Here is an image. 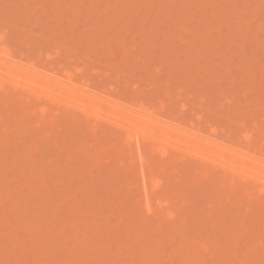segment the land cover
Here are the masks:
<instances>
[{"label": "rangeland", "instance_id": "obj_1", "mask_svg": "<svg viewBox=\"0 0 264 264\" xmlns=\"http://www.w3.org/2000/svg\"><path fill=\"white\" fill-rule=\"evenodd\" d=\"M24 1L0 0V33L5 32L3 44L11 48L15 57L24 54V62H34L35 67L52 68L59 74H63L65 68L74 70L79 67L82 72L78 81H91L94 90L111 86L108 88L111 95H122L126 101L142 99L155 109L164 102L167 117L172 115L186 123L202 117L201 125L205 131L213 125L221 131L218 138L231 135L235 145L242 144L239 141L242 131L257 137V132H252L251 119L244 127L238 125V120L231 127L223 118L235 106L236 113L249 112L257 121L263 120L264 31L261 30L264 29V0H229L232 9L224 6L228 0H28V7ZM258 4L261 14L257 15ZM232 5L235 10L240 5L237 9L238 12L241 10L245 23L239 14L235 16ZM219 7L225 8L222 13ZM227 9L230 16H227ZM244 9L251 11L243 16ZM239 21L245 24L243 30H240L243 24ZM211 31L219 37L212 35ZM241 31L244 36L238 34ZM182 33H186L185 38ZM170 35L178 37L174 39ZM196 35L201 39L199 42ZM169 37L174 42H169ZM227 37L230 40L227 41ZM208 38L211 42L212 38L217 40L216 45L213 42L209 48ZM185 42H191L196 51L192 44ZM219 47L221 51H217ZM56 49H61L59 56ZM225 50L229 52L224 54ZM251 65L254 66L249 68ZM204 71L209 73L205 74L209 79L204 78ZM8 86L0 90V118L3 120L0 122V264H158L159 258L162 264H264V195L259 200H256L259 196L254 195L249 207L242 200L238 204H228L226 191L202 178V169L213 171L208 166L200 167L197 160L179 159L172 153L166 159L156 154L152 156V146L146 144L145 154L154 176L160 177L159 168H163L166 175L162 177L161 190L156 195L166 193L171 210L177 216L174 221L167 222L162 213L146 215L141 203H137L140 189L135 175L138 168L135 169L134 163L133 168L130 166L132 163L125 151L127 143L122 133L111 125L98 124V138L91 131V122L85 126L79 116L73 117L59 105L48 108L63 116L55 117L53 122L56 124L40 123L41 107L37 103L34 110L38 112L31 117L32 121L28 110L32 111V106L27 105L26 109L23 102L17 101V98L24 97L23 93L14 92ZM2 90L9 91L8 95L14 92L15 98L5 97ZM43 104L45 102L39 105ZM232 113L236 114L234 109ZM22 116L27 117L26 120ZM46 133L51 138L48 142ZM261 136L264 137V126ZM105 148L109 150L107 153ZM115 152L118 155L113 156ZM103 158L110 161L112 158V161ZM119 171L130 174V182L134 184L129 183L125 174L119 177ZM170 176L169 184L167 177ZM177 181L182 183L179 185ZM149 186L151 188L147 183V191H150ZM157 196L151 198L152 206H155ZM182 196L186 198L185 207L179 204ZM210 199L212 202L209 203ZM169 233L173 235V242L167 236ZM159 238L166 240L162 248H158L156 239ZM201 242L208 246L207 256L201 255L197 246ZM154 250L158 251L154 253Z\"/></svg>", "mask_w": 264, "mask_h": 264}, {"label": "bare ground", "instance_id": "obj_2", "mask_svg": "<svg viewBox=\"0 0 264 264\" xmlns=\"http://www.w3.org/2000/svg\"><path fill=\"white\" fill-rule=\"evenodd\" d=\"M31 1V0H30ZM154 1V0H153ZM201 1V0H200ZM227 1V0H225ZM237 1V0H236ZM235 1V2H236ZM251 1V0H248ZM262 1V0H261ZM73 2V1H72ZM82 2H84L82 0ZM81 2V3H82ZM162 2V1H161ZM193 2V1H192ZM228 4H224L225 8H227L229 6V0L227 1ZM253 2V1H252ZM257 2V1H256ZM259 2V1H258ZM25 5H29V1L25 0L24 1ZM29 3V4H27ZM123 3V2H122ZM233 3V2H232ZM254 3V2H253ZM84 5V3H82ZM90 4V3H89ZM100 4V3H99ZM115 4V3H114ZM188 4V3H187ZM231 4V2H230ZM238 4V3H237ZM74 5V4H73ZM87 5V4H86ZM118 5V4H116ZM115 5V7H116ZM234 5V4H233ZM232 5V6H233ZM260 5H263L260 4ZM80 6V5H79ZM235 6V5H234ZM233 6V7H234ZM247 6H249L247 4ZM259 6V4H258ZM264 6V5H263ZM28 7V6H27ZM73 7V6H72ZM119 7V5L117 6ZM116 7V8H117ZM133 7V6H132ZM140 7V6H139ZM198 7V6H197ZM230 7V6H229ZM238 6H236V10L235 7L233 9V12L236 14H239V16L241 17L242 20H244L245 23V19H243V17L241 16V10L238 12L237 9ZM242 7V6H241ZM244 7V6H243ZM256 7V6H255ZM80 8V7H79ZM92 8V7H91ZM102 8V7H101ZM186 8V7H185ZM217 8V7H216ZM221 9V7H219ZM223 8V9H225ZM240 8V5L239 7ZM248 8V7H247ZM257 15L261 14V12H259V9L261 8L260 6L257 7ZM71 9V8H70ZM166 9V8H165ZM194 9V8H193ZM206 9V8H205ZM220 10V12L222 13V10ZM229 9H232L231 7ZM229 9H227L228 14L225 12V14H227V16L230 14L229 13ZM81 10V9H79ZM129 10V9H128ZM204 10V7H203ZM216 10V9H215ZM235 10V11H234ZM246 9H244L243 11H245ZM249 10V9H248ZM262 10V9H261ZM55 11V10H54ZM100 11V10H99ZM116 11V10H115ZM119 11V10H118ZM124 11V9L122 10ZM206 11V10H205ZM226 11V10H224ZM242 11V15L244 16L245 14H248L247 10L245 11V13ZM254 11V10H253ZM65 12V11H63ZM90 12V11H89ZM105 12V11H104ZM117 12V11H116ZM128 12V11H127ZM126 12V13H127ZM175 12V11H174ZM217 16L219 13H217L218 11H215ZM232 12V10H231ZM264 12V11H263ZM262 12V14H263ZM54 13V12H53ZM83 13V12H82ZM136 13V12H135ZM141 13V12H140ZM233 13V14H234ZM251 13V12H250ZM255 13V11H254ZM5 14V13H4ZM3 14V15H4ZM78 14V13H77ZM128 14V13H127ZM191 14V13H190ZM232 14V15H233ZM2 15V16H3ZM132 15V14H131ZM213 15V14H212ZM222 15V14H220ZM231 15V14H230ZM229 15V16H230ZM7 16V15H6ZM4 16V17H6ZM186 16V15H185ZM226 16V17H227ZM246 16V15H245ZM256 16V15H254ZM264 16V14H263ZM262 16V19H263ZM95 17V16H94ZM103 17V16H102ZM114 17V16H112ZM187 17V16H186ZM216 17V16H215ZM219 17V16H218ZM223 17V16H222ZM225 17V16H224ZM233 17V16H231ZM91 18V17H90ZM100 18V17H99ZM107 18V17H106ZM115 18V17H114ZM113 18V19H114ZM134 18V17H133ZM205 18V17H204ZM220 18V17H219ZM237 18V17H235ZM259 18V17H258ZM261 18V17H260ZM259 18V19H260ZM102 19V18H101ZM185 19V18H184ZM223 19V18H222ZM260 19V20H262ZM3 20V19H2ZM92 20V19H91ZM109 20V19H108ZM132 20V19H131ZM220 21V19H218ZM143 21V20H142ZM172 21V20H171ZM177 21L179 22V18L177 19ZM177 21H174L176 24ZM203 21V20H202ZM216 21V20H215ZM218 21V22H219ZM135 22V21H134ZM146 22V21H144ZM212 22V21H211ZM222 22V21H220ZM240 22V21H239ZM97 23V22H96ZM99 23H101L99 21ZM117 23V22H116ZM115 23V24H116ZM126 23V22H125ZM156 23V22H154ZM217 23V21H216ZM215 23V24H216ZM242 23V22H240ZM98 24V23H97ZM114 24V25H115ZM119 24V23H118ZM173 24V25H174ZM214 24V25H215ZM219 24V23H218ZM223 24V23H222ZM243 24V23H242ZM99 25V24H98ZM135 25V24H134ZM202 25V24H199ZM224 25V24H223ZM245 24H243V28L240 30L244 29ZM264 25V24H263ZM262 25V26H263ZM100 26V25H99ZM138 26V25H137ZM179 25H177L178 27ZM187 26V25H186ZM208 26V25H206ZM240 26V25H239ZM55 27V26H54ZM146 27V26H145ZM198 27V25H197ZM218 27V26H217ZM241 27V26H240ZM261 27V25H260ZM96 28V27H95ZM93 29L96 31V29ZM107 28V27H106ZM216 28V27H214ZM264 28V27H263ZM84 29V28H83ZM97 29H99V27L97 26ZM175 29V27H174ZM222 29V28H221ZM224 29V28H223ZM238 28H236L237 31ZM245 29H249V28H245ZM256 29V28H255ZM258 29V27H257ZM262 29V27H261ZM104 30V29H103ZM139 30V29H138ZM180 30V29H179ZM259 30V29H258ZM257 30V32H259ZM102 31V30H101ZM140 31V30H139ZM159 31V30H158ZM171 31V30H170ZM218 31V29L216 30ZM239 31V30H238ZM245 31V30H244ZM250 31V29H249ZM256 31V30H255ZM263 30H261V32H263ZM106 32V31H105ZM113 32V31H112ZM118 32V31H117ZM210 32V31H209ZM212 32V31H211ZM214 32V31H213ZM211 33L212 35L214 33ZM222 32V31H221ZM247 32V31H246ZM256 32V34H258ZM260 32V34H261ZM132 33V32H130ZM129 33V35H130ZM146 33V31L144 32ZM148 34H152L150 32H147ZM157 33V32H156ZM180 33V31H179ZM177 32V34H179ZM208 33V32H207ZM217 33V32H215ZM220 33V32H219ZM237 33V32H236ZM240 33H243L242 31L239 32L238 34L240 35ZM87 34V33H85ZM143 34V33H142ZM161 34H163L161 32ZM167 34V33H166ZM210 34V35H211ZM223 35V32L221 33ZM229 34V33H227ZM226 34V35H227ZM159 35V34H158ZM181 35V33L179 34ZM186 33H182L183 38H185ZM195 35V34H194ZM209 35V36H210ZM216 35V34H214ZM244 36V33L242 34ZM264 35V34H263ZM4 36H5V32L0 33V90L2 88H4L5 85H9L11 88L10 90H13L14 92H18L21 91L24 95V97H20L17 98V101L19 102H23L26 105V109H28V107L32 108V111L30 109H28L31 112L30 116V120L33 121V118L31 119V117H35V115L37 114V110H34L35 105L37 103V105L39 107H41V109L39 110V115H40V123L46 122L47 124H51L53 122V120H55L56 116H62V115H58L56 113H54L53 111H49L48 108L51 106H61L62 108H64L65 110L69 111L72 113L73 117H77L79 116L81 118V122L84 123V125L86 126V124H91V131L92 133L98 137V135L100 133L99 129H98V124H107V125H111L116 131H118L119 133H122V135L124 136L127 146L125 149V151L127 150L128 155H129V159H131V167L133 168L132 165H136L135 169H137L136 171V179L138 182V186L140 189L139 192V198L137 200V203H141V208L144 211V214L146 215H151V216H156L158 213H162L165 221L167 222H172L176 219V214L171 210V207L169 205V201L166 199L167 194H159L158 196L156 194H158V192L161 190V185H162V177H164L165 173L164 170L162 168V164L160 165L162 169L159 168V176L161 177H156L154 176L153 172L151 171L152 169L149 168V162H148V158L146 157V144H149L152 146V156H155V154L158 157H161L162 159H166V156H168V154H175L179 156V159L181 158H193L195 160H197L200 164V167H202L203 165L208 166L211 170L213 171H204L205 169H202V172H200L202 174V178L204 180H206V182H213L212 185L218 184L219 188L223 191H226L227 198H226V203L234 205V204H238V201L245 203L247 206L248 204H250L251 200L253 199L254 195L255 196H259L258 198H256V200L260 199V196L264 195V137L261 136L262 133V128L264 126V109H263V120L261 121H257L253 115H251L249 112H243L242 114H239L240 111H237V113L235 112V106H233V108L231 109L233 111L234 109V113H236L235 115L232 113V111L230 113H227L228 110H226L225 113H227L228 116H226V118H223V120H227L230 124L231 127L234 126L235 122L238 120V125H240L241 127H244L247 123L248 119H251L250 122H252V126H253V131L252 132H257V137L254 138V134L253 133H249L248 131H242L241 132V136L239 137V141H242L241 145H235L232 143L231 140V135H226L225 139H220L218 138V134L221 132L219 131L215 126L210 125L208 126V130L205 131L203 129V126L201 125L202 121V117H199L197 119L194 120V122H183L180 121L179 118L177 117H167L169 115L164 114L165 112V107L163 105V103L158 106L157 109L153 108L152 105H150L149 103H146L145 101H143L142 99H138V98H130V101H126L125 98L118 97L115 95H111L109 93V87L108 88H101L100 91L98 90H94V86L91 84V81H87V80H79L78 75L81 74L82 70L80 69H74L73 68H65L67 70H64L63 65L61 67H63L61 70H64L62 73L63 74H59L56 73L54 70H52V68L49 69H45L44 67H35L34 62L30 63V62H24L25 60V55L24 54H20L18 55L19 57H15L13 51L11 50V48L7 45H5L4 42ZM131 36V35H130ZM141 36V35H140ZM172 36V35H170ZM198 36V35H196ZM203 37V35H201ZM217 36V35H216ZM113 37V36H112ZM165 37V36H164ZM173 37V36H172ZM172 37H169V42L171 40V42H174V39H176L178 36L173 37L174 39H172ZM188 37L191 39V37L188 34ZM211 37V36H210ZM209 37V38H210ZM214 37V36H213ZM219 37V36H217ZM224 38H226L225 35H223ZM86 38V36H85ZM92 38V37H91ZM128 38V37H126ZM163 38V37H162ZM182 39V37H180ZM197 38V37H196ZM200 37L198 36L197 40H201L199 39ZM204 38V37H203ZM202 38V39H203ZM208 38V40H210ZM221 38V36H220ZM228 38V37H227ZM229 38H231V36H229ZM227 39L230 40V39ZM233 38V37H232ZM231 38V39H232ZM81 39H83L81 37ZM80 39V41H81ZM114 39V38H113ZM140 39V38H139ZM159 39V38H158ZM205 39V38H204ZM212 42L210 40L209 42H205V45L208 46L209 43V48L210 46L213 44L216 45V41L214 38H212ZM217 39V38H216ZM219 39V38H218ZM85 40V39H84ZM88 40V39H87ZM95 40V39H94ZM132 40V39H131ZM167 40V38H166ZM173 40V41H172ZM184 40V39H183ZM223 40V39H222ZM89 41V40H88ZM92 41V40H91ZM112 41V40H111ZM127 41V40H126ZM164 41V40H162ZM176 41V40H175ZM180 41V40H179ZM205 41V40H204ZM226 41V42H227ZM233 41V40H232ZM136 42V41H135ZM150 42V41H148ZM158 42V41H157ZM167 42V41H166ZM199 42V41H198ZM203 42V41H200ZM225 42V41H224ZM231 42V41H230ZM36 43V41H35ZM84 43V41H83ZM116 43V42H115ZM151 43V42H150ZM168 43V42H167ZM185 43H190L191 42H185ZM184 43V44H185ZM197 43V42H196ZM212 43V44H211ZM219 43V40H218ZM217 43V44H218ZM221 43H223L221 41ZM263 43V42H262ZM261 43V44H262ZM81 44V43H80ZM121 44V43H120ZM190 44L189 47H190ZM228 45V42L226 43ZM39 45V44H38ZM82 45V44H81ZM80 45V46H81ZM114 45V44H113ZM112 45V46H113ZM139 45V44H138ZM174 45V44H173ZM193 45V44H192ZM200 45V44H199ZM202 45V44H201ZM221 45V44H219ZM218 45V46H219ZM224 45V44H223ZM84 46V44H83ZM133 46V45H132ZM154 46V45H153ZM168 46V45H165ZM171 46V45H170ZM169 46V48L171 49V47ZM187 47V44L185 45ZM203 46V47H206ZM217 46V47H218ZM226 46V45H225ZM229 46V45H228ZM227 46V47H228ZM232 46V45H231ZM263 46V50H264V43L262 44ZM82 47V46H81ZM122 47V46H121ZM194 47V45H193ZM202 47V48H203ZM214 47V45H213ZM223 46H221L222 48ZM225 47V48H227ZM83 48V47H82ZM88 48V46L86 47ZM136 48V47H135ZM138 48V47H137ZM165 49H168L166 47H164ZM162 47V49H164ZM185 48V47H184ZM192 48V46H191ZM190 48V49H191ZM215 48V47H214ZM220 47L217 49V51L220 49V51L222 50ZM59 49V48H58ZM56 49V50H58ZM81 49V48H80ZM189 49V48H188ZM195 49V47H194ZM193 49V50H194ZM213 49V48H212ZM229 49V48H228ZM87 50V49H86ZM111 50V49H110ZM169 50V49H168ZM201 50V49H200ZM205 50H207L205 48ZM209 50V49H208ZM211 50V49H210ZM209 50V51H210ZM216 50V49H214ZM224 50V47H223ZM231 50V47H230ZM80 51V50H79ZM108 51V50H107ZM106 51V52H107ZM113 51V50H111ZM110 51V52H111ZM131 51V50H130ZM155 51V50H154ZM153 51V52H154ZM165 51V50H164ZM170 51V50H169ZM196 51V49L194 50ZM213 51V50H212ZM227 54L228 50H225ZM233 51V50H231ZM61 52L58 50L57 52H55L58 56L60 55L59 53ZM88 52V51H87ZM120 52V50H119ZM122 52H124L122 50ZM160 52V51H159ZM168 51L164 52L167 53ZM180 52V51H179ZM186 52V51H185ZM193 52V51H192ZM199 52V51H198ZM208 52V51H207ZM211 52V51H210ZM223 52V51H222ZM229 52V51H228ZM81 53V52H80ZM115 53V50H114ZM163 53V51L161 52ZM183 53V52H182ZM119 54V53H118ZM193 54V53H192ZM211 54V53H210ZM209 54V55H210ZM217 54V52H216ZM39 55H41V51L39 52ZM115 55H117V52L115 53ZM162 55V54H161ZM166 55V54H164ZM214 55V54H212ZM111 56L113 57V54H111ZM152 56V55H151ZM211 56V55H210ZM218 56V54H217ZM220 56H223L220 55ZM225 56V55H224ZM42 57V56H41ZM123 57V56H122ZM160 57V56H159ZM191 57V56H189ZM199 57V56H198ZM227 57V56H226ZM39 58V57H38ZM194 58V57H193ZM209 58V57H208ZM221 58V57H219ZM40 59V58H39ZM164 59V58H163ZM223 59V58H221ZM190 60V59H189ZM194 60V59H193ZM215 60V59H214ZM224 60V59H223ZM212 61V60H211ZM229 62V61H228ZM27 63V64H26ZM118 63V62H117ZM195 63V62H194ZM209 63V62H208ZM211 63V62H210ZM248 63V62H247ZM227 64V63H225ZM224 64V65H225ZM251 64V63H250ZM165 65V62H164ZM223 65V64H222ZM223 65V66H224ZM247 65V64H245ZM183 66V65H182ZM187 66V65H186ZM184 65V67H186ZM217 66V65H216ZM226 66V65H225ZM228 66V64H227ZM254 65L249 66V68L253 67ZM60 67V66H59ZM84 67V66H83ZM117 68V67H116ZM187 68V67H186ZM211 68V67H210ZM226 68V67H223ZM71 69V70H70ZM196 69H199L196 68ZM206 69V68H205ZM84 70V69H83ZM86 70V69H85ZM221 70V69H220ZM227 70V69H225ZM231 70V69H230ZM251 69H249L250 71ZM159 71V70H158ZM203 71V70H202ZM211 71V69H210ZM214 71V70H213ZM205 72V71H204ZM231 72V71H230ZM98 73V72H97ZM99 74V73H98ZM205 74H207L206 72L204 73V78H206L207 76H205ZM209 74V73H208ZM207 74V75H208ZM213 75V74H212ZM218 75V73L216 74ZM230 75V74H229ZM107 76V74H106ZM199 76V75H197ZM211 76V74H210ZM231 76V75H230ZM78 77V79H77ZM232 77V76H231ZM234 77V76H233ZM208 78V77H207ZM221 78V77H220ZM230 77L227 76V79H229ZM197 79V77H196ZM199 79V78H198ZM209 79V78H208ZM206 79V80H208ZM238 79H240L238 77ZM245 79V77L243 78ZM237 80V79H235ZM234 80V81H235ZM241 80V79H240ZM203 81V80H202ZM217 81V80H216ZM220 81V79H219ZM231 81V79H230ZM233 82V81H232ZM231 82V83H232ZM237 82V81H236ZM247 82H249L247 80ZM247 84V83H246ZM203 85V84H202ZM8 86V88H9ZM93 86V87H92ZM105 87V86H104ZM214 86L212 85V88ZM7 88V87H6ZM7 88V89H8ZM97 89V88H96ZM207 89V87H206ZM212 90V89H211ZM210 90V92H211ZM214 90V88H213ZM12 91V92H13ZM116 91V90H115ZM181 90H179L180 92ZM3 92V90H2ZM10 92V94L12 93ZM14 92L12 93V95H8V92H3L6 96L10 98V100H13V98H15L14 96ZM209 92V91H207ZM116 94V93H114ZM126 94V93H125ZM263 94V93H262ZM245 95V94H244ZM128 96V95H126ZM243 97V94L240 95ZM125 97V95L123 96ZM204 97V96H203ZM202 97V98H203ZM245 97V96H244ZM7 100V99H6ZM5 100V101H6ZM204 100V99H202ZM206 100V99H205ZM9 101V99H8ZM14 101H16V99H14ZM228 101V100H227ZM1 102V101H0ZM42 102H45V104L43 105H39ZM204 102V101H202ZM6 103V102H5ZM205 103V102H204ZM229 103V102H228ZM227 103V104H228ZM3 104V103H2ZM20 104V103H19ZM232 104V103H231ZM28 105V107H27ZM34 105V106H33ZM58 106V108H59ZM22 107V106H21ZM230 107V106H228ZM232 107V106H231ZM52 108V107H51ZM184 108V107H182ZM237 108V107H236ZM23 109V108H22ZM50 109V108H49ZM185 109V108H184ZM27 110V111H28ZM56 110V109H55ZM58 110V109H57ZM225 110V108H224ZM26 111V110H24ZM1 113V112H0ZM232 113V114H231ZM60 114V113H59ZM221 114V113H220ZM25 115H28V112L25 113ZM226 115V114H225ZM224 116V114H223ZM234 116V118H233ZM63 117V116H62ZM61 117V118H62ZM18 118V117H17ZM16 118V119H17ZM22 118H24L23 120H26L25 116ZM27 119V120H29ZM73 120V119H72ZM5 121V119H4ZM227 121H223L226 122ZM0 122H3V120L0 118ZM21 122V121H20ZM58 122V121H57ZM72 122V121H71ZM31 123V122H29ZM39 123V122H38ZM37 123V125H39ZM55 122H53L54 124ZM60 123V122H59ZM79 123V122H78ZM225 123V124H226ZM227 123V124H229ZM8 124V123H7ZM32 124V123H31ZM56 124V123H55ZM229 124V125H230ZM29 125V124H27ZM36 125V126H37ZM83 125V124H81ZM83 125V127H84ZM233 125V126H232ZM32 126V125H31ZM89 126V125H88ZM29 127V126H28ZM40 127V125H39ZM38 126L36 128H39ZM79 127V126H78ZM77 127V128H78ZM7 128V127H5ZM85 128V127H84ZM87 128V127H86ZM17 129V128H16ZM28 129V128H27ZM26 129V130H27ZM38 130V129H37ZM68 130V129H67ZM75 130V129H73ZM5 131V130H4ZM71 131V130H70ZM80 132V131H78ZM45 133V130L44 132ZM73 133V132H72ZM79 134V133H77ZM47 135V133H46ZM45 135V136H46ZM49 136H51V134H49ZM68 136V134H67ZM71 136V135H70ZM109 136V134L107 135ZM112 136V135H111ZM114 136V135H113ZM99 138V137H98ZM66 139V138H65ZM86 139V138H85ZM48 140H51V138H48L47 135V142ZM56 140V139H55ZM104 140V139H103ZM57 141V140H56ZM85 141V140H84ZM87 141V140H86ZM105 141V140H104ZM109 141V140H107ZM76 142V141H75ZM73 143V142H72ZM81 143V142H80ZM105 143V142H104ZM79 144V143H78ZM109 144V143H107ZM70 145V144H69ZM105 145V144H104ZM85 146V145H84ZM88 146V144H87ZM150 146V147H151ZM29 147V146H28ZM31 147V146H30ZM75 147V146H74ZM90 147V146H89ZM107 147V146H106ZM60 148V147H59ZM65 148V147H64ZM111 148V147H110ZM29 149V148H28ZM102 149V148H101ZM108 149V148H107ZM106 150V148L104 149ZM29 151V150H28ZM67 151V150H66ZM101 151V150H100ZM103 151V149H102ZM101 151V152H102ZM106 150L105 152L107 153ZM111 151V149H110ZM113 151V150H112ZM124 151V150H123ZM11 152V151H10ZM62 153V152H61ZM116 153V152H115ZM124 153V152H123ZM76 154V153H75ZM82 154V153H81ZM105 154V153H104ZM9 155V154H8ZM16 155V154H15ZM65 155V153H64ZM74 155V154H73ZM80 155V154H79ZM100 155V154H99ZM102 155V153H101ZM111 155V154H110ZM114 155H118V152ZM97 156V155H96ZM108 156V154H107ZM112 156V155H111ZM81 157V156H80ZM106 157V155H105ZM117 157V156H116ZM115 157V158H116ZM121 157V156H120ZM9 158V157H8ZM71 158V156H70ZM73 158V157H72ZM108 158V157H107ZM107 158H103L108 160L109 162L111 161ZM119 158V157H118ZM101 159V158H100ZM114 159V158H113ZM178 159V158H176ZM151 160V159H150ZM169 160V158H168ZM22 161V160H21ZM80 161V159H79ZM100 161V160H99ZM98 161V162H99ZM108 161L106 162L108 164ZM116 161V160H114ZM173 161V160H171ZM175 159H174V163H175ZM100 163V162H99ZM98 163V165H99ZM105 163V165H106ZM134 163V164H133ZM154 163V160L152 162V164ZM8 164V163H7ZM97 164V163H96ZM123 165V164H122ZM175 165V164H174ZM2 166V165H1ZM121 166V165H120ZM97 167V166H96ZM114 167V166H113ZM159 167V166H157ZM121 168V167H120ZM124 169V168H123ZM178 169V168H177ZM107 170V169H106ZM196 170V169H195ZM111 171V170H110ZM129 171V170H127ZM204 171V172H203ZM132 172V170H131ZM179 171H177L178 173ZM134 173V172H133ZM155 173V172H154ZM196 173V171H195ZM120 174V175H119ZM129 179V175L128 173H124L123 171H119L118 175L119 177L124 176ZM169 175V174H168ZM167 175V176H168ZM117 176V175H116ZM133 176V175H131ZM166 176V175H165ZM134 178V177H133ZM2 179V178H1ZM167 179H169V184H170V179L171 176ZM24 180V178H23ZM133 180V179H132ZM131 180V181H132ZM178 180V179H177ZM25 181V180H24ZM129 183L130 179L128 180ZM134 181V180H133ZM132 181V182H133ZM180 181V179H179ZM164 182V180H163ZM178 182V181H177ZM20 183V182H19ZM24 183V182H23ZM147 183L151 184V188L150 191L148 193L147 191ZM168 183V182H167ZM173 183H175L173 181ZM179 183V182H178ZM182 183V181H181ZM179 183V185L181 184ZM99 184V183H98ZM134 184V183H131ZM172 184V183H171ZM177 184V183H176ZM24 185V184H23ZM164 185V183H163ZM103 186V185H102ZM131 185H129L130 187ZM133 186V185H132ZM211 186V185H210ZM4 187V186H3ZM165 187V186H164ZM213 188V187H212ZM95 189V188H94ZM166 189V188H165ZM168 189V187H167ZM211 189V188H210ZM20 190V189H19ZM28 190V188H27ZM87 190V189H86ZM181 191L183 190L182 188L180 189ZM185 190V189H184ZM215 190V189H213ZM212 190V191H213ZM24 191V190H23ZM29 191V190H28ZM167 191V190H166ZM88 192V191H87ZM183 192V191H182ZM214 193V191H213ZM212 192H210V194H213ZM244 194V196H243ZM43 195V194H42ZM157 196V200L155 202V206H152V202H151V198ZM181 196V195H180ZM224 196V195H223ZM59 197V196H58ZM60 198V197H59ZM69 198V197H68ZM168 198V197H167ZM183 198V196L181 197ZM2 199V198H1ZM65 199V198H64ZM250 199V200H249ZM213 200V199H212ZM211 199L209 200L210 203ZM222 201V200H221ZM182 203H179L180 205H182L181 207H185L187 205L186 202V198L184 197L181 201ZM212 202V201H211ZM223 202V201H222ZM221 202V203H222ZM45 204V203H44ZM240 204V203H239ZM211 205V204H210ZM225 205V204H222ZM244 205V204H243ZM40 206V205H39ZM230 206V205H229ZM239 206V205H238ZM237 207V206H236ZM241 207V205L239 206ZM249 207V206H248ZM246 207V208H248ZM241 208L244 209V207L242 206ZM240 208V209H241ZM40 209V208H39ZM221 209L223 210V207H221ZM220 209V210H221ZM246 210V209H245ZM224 211V210H223ZM242 211V210H241ZM247 211V210H246ZM237 212V211H236ZM250 212L249 210L247 211V213ZM241 213V212H239ZM238 213V214H239ZM243 213V212H242ZM246 213V214H247ZM242 215V214H241ZM241 217V216H240ZM224 218V217H223ZM8 221V220H7ZM65 221V220H64ZM138 221V220H137ZM64 223V222H63ZM165 224V223H164ZM261 224V223H260ZM166 225V224H165ZM161 226V223H160ZM82 227V226H81ZM130 227V226H129ZM134 227V226H133ZM162 227V226H161ZM138 229V228H137ZM262 230V229H258ZM174 231V230H173ZM197 231V230H196ZM173 234V233H172ZM261 234V232H260ZM160 236V235H158ZM170 242H173V235H171L169 233V235L167 234ZM130 237V236H129ZM133 237V236H132ZM152 237V236H151ZM260 237H262V235H260ZM150 238V237H149ZM158 238V237H155ZM130 239V238H129ZM160 240V238H159ZM156 239V241L158 242V248H162L166 243L164 240V238H162L160 241ZM126 241V240H125ZM16 242H18L16 240ZM151 243V241H150ZM127 244V243H126ZM199 248L201 250V255H205L208 254V246L206 245L205 242H201L198 243ZM143 245V244H142ZM180 247V246H179ZM182 248V247H181ZM142 249V248H141ZM143 250V249H142ZM64 251V250H63ZM66 251V250H65ZM153 251V250H152ZM158 251V250H156ZM154 250V253L156 252ZM33 253V252H32ZM138 253V251H137ZM139 254V253H138ZM143 254V253H142ZM61 256V255H60ZM151 256V253H150ZM155 256V255H154ZM184 256V255H182ZM181 256V257H182ZM203 256V258L205 259L206 257ZM211 257V256H210ZM35 258V257H34ZM33 258V259H34ZM157 258V257H154ZM184 258V257H183ZM202 258V259H203ZM135 258H133L134 260ZM158 259V258H157ZM156 259V260H157ZM176 259V258H175ZM187 259V257H186ZM203 259V260H204ZM209 259V258H208ZM79 260V259H78ZM100 260V259H99ZM132 260V258H131ZM35 261V260H34ZM145 261V260H144ZM152 261V260H151ZM158 264H162L160 261V258L158 260ZM208 261V260H207ZM210 261V260H209ZM204 262V261H203ZM211 262V261H210ZM135 263V262H134ZM149 263V261H148ZM151 263V262H150ZM209 263V262H208ZM205 263L204 264H208ZM147 264V262H146ZM212 264V263H211ZM223 264V263H222ZM258 264V263H257Z\"/></svg>", "mask_w": 264, "mask_h": 264}]
</instances>
